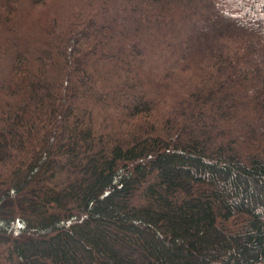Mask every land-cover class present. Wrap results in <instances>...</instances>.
I'll use <instances>...</instances> for the list:
<instances>
[{"label": "trees", "instance_id": "obj_1", "mask_svg": "<svg viewBox=\"0 0 264 264\" xmlns=\"http://www.w3.org/2000/svg\"><path fill=\"white\" fill-rule=\"evenodd\" d=\"M0 264H264V0H0Z\"/></svg>", "mask_w": 264, "mask_h": 264}]
</instances>
